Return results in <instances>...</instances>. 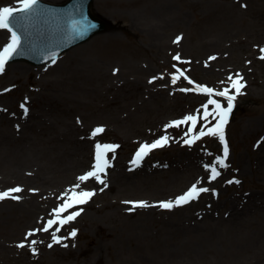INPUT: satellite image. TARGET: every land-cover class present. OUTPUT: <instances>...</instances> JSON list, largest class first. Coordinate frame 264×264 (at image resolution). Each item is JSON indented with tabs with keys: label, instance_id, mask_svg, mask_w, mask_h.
<instances>
[{
	"label": "rangeland",
	"instance_id": "374dc122",
	"mask_svg": "<svg viewBox=\"0 0 264 264\" xmlns=\"http://www.w3.org/2000/svg\"><path fill=\"white\" fill-rule=\"evenodd\" d=\"M93 5L103 17L110 15L106 30L67 50L54 63L36 66L25 61L9 62L0 74V104L8 101L6 108L16 111L27 98L29 110L35 111L42 103L48 108L40 85L47 83L48 87L66 91L71 87L69 99L63 104L61 97L52 96L57 100V111L61 108L60 118L70 127L60 122L56 127L53 119L44 126L53 127L52 134L60 133L61 142L76 149L68 159L72 178L60 180L54 188L57 192L46 197V203L55 207L65 201L77 183L80 188L76 191L95 190L96 195L87 204L70 209L83 208L75 222L53 232L68 236L77 230L75 238L62 244L50 240L51 235L35 245L17 247L25 242L23 234L33 230L35 224H22L20 235H12L10 228H18V219L23 217L8 219L0 211V240L12 249H0V264H127L118 251L119 255L106 250L101 255L98 249L106 233L125 231L124 214L131 206L123 202L156 205L174 200L193 183L214 189L218 195L203 193L198 200L172 210L135 209L140 214L136 218L145 213L151 217L144 221L145 235L137 240L138 252L131 246L128 254L145 255L156 264H264V60L260 59L264 56L260 51L264 48V0H94ZM5 6L17 7L19 0H0V7ZM113 12L123 13L124 17L113 18ZM111 32H117V42L108 36ZM177 37H182L179 43L174 42ZM8 42L10 33L0 30V49ZM77 46L91 48L88 56L93 67L86 73L79 72L71 58ZM177 54L180 61L173 59ZM178 69L196 84L216 91L230 87L228 77L235 78L236 74L246 85L234 102L236 108L226 127L229 167L219 169L221 176L215 181L208 179L210 173L204 165L214 164L216 157L222 156L218 139L204 137L188 146L182 143L187 126L165 129L174 120L202 112V105L209 99L199 91H179L194 85L183 77L173 85L171 77L178 74ZM36 96L32 103L29 99ZM213 98L227 105L224 98ZM96 127L105 131L93 138L91 133ZM165 134L173 138L168 146L153 150L140 167L131 164L140 144ZM87 136L92 139L89 145L83 144ZM96 143L119 145L114 154H108L112 166L107 170L103 191V186L92 179L78 181L94 164ZM84 154L87 161L80 163ZM234 179L240 184L227 183ZM232 206L249 210L242 230L226 214ZM127 220L128 226L130 217ZM179 221L200 224L201 254L190 257L186 255L189 250L180 246L173 256L166 255L165 240L179 232L170 229L178 228ZM255 229H261L259 247L238 253L236 245L242 236ZM49 243L53 244L51 248ZM32 247L37 249L35 255Z\"/></svg>",
	"mask_w": 264,
	"mask_h": 264
},
{
	"label": "bare ground",
	"instance_id": "6f19581e",
	"mask_svg": "<svg viewBox=\"0 0 264 264\" xmlns=\"http://www.w3.org/2000/svg\"><path fill=\"white\" fill-rule=\"evenodd\" d=\"M54 1L58 2L59 0H51V2ZM106 16L110 18V15L107 14ZM112 16L113 18H118L124 17V14L113 12ZM104 20L106 19L104 18ZM108 36L115 38L116 42L119 40L117 32L108 33ZM90 49V47L86 46H77L74 49L75 52L71 58L76 62L74 66L79 69V72L86 73L93 67V64H91L93 61L88 56ZM45 84L47 85V83ZM45 84L40 85V89L43 88L45 91L43 95L47 96L44 99L48 103V108L42 103L35 111L29 110L25 116L23 115L22 108L16 111L6 108V104L10 105L8 101L5 104H0V191H7L13 187H21L23 189V192L18 194L21 196L20 200L6 199L0 201V211L3 213V216L12 220L20 216L23 217V220L18 219L20 220L18 228L12 230L10 228L9 231L12 235H20L22 224L27 225L34 222L35 225L31 231L42 228L45 226L47 220L44 217L42 222L38 223L42 215L48 216L49 214L55 219L53 214L54 209L51 210L48 207V203H46L49 201L47 198L54 191L57 192V189L54 190V188L58 186L56 185L57 183L60 184V180L72 178V173L68 167L72 165L68 162V159L76 152V149L62 143L60 133L52 134L54 131L53 127L44 126L49 124L50 120L53 119L52 123L56 127H58L59 122L63 127H70L69 122L60 118L58 111H61V108L57 111L59 106L57 100L53 99L52 96L61 97L60 101L63 104V102L69 99L68 95L71 87L67 88L70 90L66 91L60 90V87H48ZM74 95L79 96L78 93H74ZM36 99L37 96L30 99V101L34 103ZM74 100H80V98L77 97ZM50 110L55 111L49 114ZM87 139H85L83 144L89 145L88 142L92 139L89 136ZM86 161L87 158H85L84 154V158H82L80 163H86ZM155 208L157 209V206H152L148 211H153ZM37 209H40V211L36 214ZM248 211L245 206L242 208L232 206L231 211L227 210L226 214L234 221L235 227L238 230H242L246 226L245 214ZM137 212H128L126 210L124 214L125 219L123 220L124 232L120 231L118 234L108 232L104 235L106 240L98 244L101 255L106 250L113 255H119L120 253L127 264H145L146 262L148 264H156L153 259H148L145 255L142 257V255L140 256L137 253L134 255L128 254V249L131 246L138 252L137 247L139 248L140 244L137 243V240L145 235L144 229L146 226L144 221L149 220L151 217L150 213H145L144 216L136 218V215H140ZM147 214H149L148 217ZM128 217H130V223L127 226L126 220ZM177 226L178 228L171 227L170 229L173 232L178 229L179 232L174 235L172 234L173 236L169 235V238L165 240V247L168 252H166V255L168 257L173 256L174 253L179 251L178 247L180 246H184L182 249L187 248L191 251H188L186 254L190 257H194V254H201L203 250L202 239L198 234L200 224L186 225L181 224L179 221L177 222ZM28 227L30 228L31 226L29 225ZM57 227L59 225L53 226L50 232L47 233L43 231L37 232L32 237H28L27 240L25 239L27 233H25L22 239L25 240L26 247H29L31 246L30 241L33 239L37 243L41 242L44 238L48 240ZM260 230L255 229L246 232L242 236V241L239 245H236L237 252L243 254V252H248L259 247L262 235ZM108 240L113 241L116 246ZM0 249L5 251L12 250L6 241L1 240ZM244 262H248V259H244Z\"/></svg>",
	"mask_w": 264,
	"mask_h": 264
},
{
	"label": "snow or ice",
	"instance_id": "6c2138e0",
	"mask_svg": "<svg viewBox=\"0 0 264 264\" xmlns=\"http://www.w3.org/2000/svg\"><path fill=\"white\" fill-rule=\"evenodd\" d=\"M19 5V7H0V30H7L10 33V42L6 43L3 46V49L0 50V74L4 73L6 65L14 55H22L36 51V48L33 44V33L38 29L41 23H47L49 20H51L57 24V27H59V21L56 13L53 10L40 7L39 0H19ZM244 7H246V5H244ZM92 27L94 26L81 24L80 28L75 30L74 34L77 37L82 36ZM19 33H22L25 37L23 47H21V35ZM181 39L182 37H177L176 41L174 42L179 43ZM260 51L264 52V48L260 49ZM47 58L54 63L55 53H52ZM173 59L180 61L181 57L179 54H177L173 57ZM210 59H215V57H210ZM260 59L264 60V56H261ZM116 71H118V69L114 70V73ZM177 71L178 74H174L171 77V83L173 85L177 84V82L180 81L182 77L183 79L187 80L189 84L194 85L191 88H180L179 91H199L200 93L207 95L209 99L204 105H202V112L198 110L196 115H187L183 119L174 120L166 125L165 129L167 130L169 128H180L182 126H187V131L184 133L182 143L188 146H192L204 137L218 139V141L222 144V156L216 157L214 164L204 165L205 169L210 173L208 179L210 181H215L221 176V171L219 169H226L229 167V165L226 163L229 157V145L226 139V127L229 124L230 116L233 113L235 106L234 102L237 100V96L242 94V89H244L246 85L243 82V77L239 74H236L235 78L233 76L228 77V80L231 82L230 87H225L221 91H216L211 87L196 84L185 75V71L179 69ZM154 80L155 77L153 78V81ZM153 81H150V83ZM3 91L7 92L10 91V89H4ZM213 97L224 98L227 101V105L225 106L224 103ZM26 104L27 98H25V102L21 103L20 105V107L23 109V115L25 116L29 111V109L26 107ZM77 122L79 123V120ZM198 124L200 125L199 130H197ZM104 131L105 129L103 127H96L92 131L91 136L95 138L98 134H101ZM172 141L173 138L165 134L151 143L144 142L140 144L134 154L131 164L135 167H140L145 157H147L153 150L164 148ZM118 147L119 145L115 144L96 143L94 145V164L92 165L91 170L78 177V181L87 182L92 179L97 184L103 186L100 188V191H103L104 188L107 187V170L112 166L111 161L108 158V154H114ZM227 183L240 184V181L238 179H234L227 181ZM78 188H80V183L74 185L72 189V195L67 196L66 194L67 199L54 210L55 219L47 220L46 225L42 228L29 231L26 234L25 239L27 240L28 237H32L40 231L46 233L50 232V230L55 225H59V227L56 229L58 232L65 225L75 221L76 218L81 215L83 208L72 211L66 216L63 214L68 212L69 209L77 208V206L87 204L96 195L95 190L76 191ZM21 192H23L21 187H13L7 191H0V201H4L6 199L18 201L21 199V196L18 195ZM209 192H211L213 195H218L214 189L198 186L197 183H193L186 192L177 196L174 200L169 199L166 201H160L156 205H150L146 201H124L123 203L131 206L127 209L130 212L137 208H148L152 206H157L165 210H172L179 206L188 205L191 202L198 200L201 194ZM76 236L77 230L73 229L68 233V236H59L55 233H52V240L56 244H62L63 240L75 238ZM30 244L35 245L37 244V241L33 239L30 241ZM47 246L51 248L53 244L49 243ZM17 247L23 249L26 247V244L22 242L18 244ZM63 247L66 248L68 245L63 244ZM31 251L34 255L37 253V249L35 247H32Z\"/></svg>",
	"mask_w": 264,
	"mask_h": 264
},
{
	"label": "water",
	"instance_id": "95a60500",
	"mask_svg": "<svg viewBox=\"0 0 264 264\" xmlns=\"http://www.w3.org/2000/svg\"><path fill=\"white\" fill-rule=\"evenodd\" d=\"M93 0H68L61 5H54L39 0V6L53 10L59 21V27L51 20L41 23L33 33V44L36 51L14 55L11 60L27 59L40 64L47 62L52 53L55 57L70 46L88 39L96 32L106 28L107 23L91 9ZM19 15V14H18ZM81 24L93 25L84 35L77 37L74 32ZM21 35V47L24 46L25 37Z\"/></svg>",
	"mask_w": 264,
	"mask_h": 264
}]
</instances>
